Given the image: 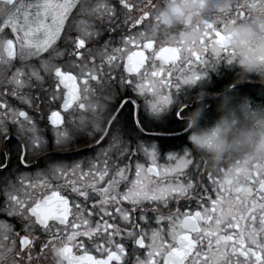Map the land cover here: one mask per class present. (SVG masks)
I'll use <instances>...</instances> for the list:
<instances>
[{"label": "snow or ice", "instance_id": "snow-or-ice-1", "mask_svg": "<svg viewBox=\"0 0 264 264\" xmlns=\"http://www.w3.org/2000/svg\"><path fill=\"white\" fill-rule=\"evenodd\" d=\"M0 7V264H41L47 252L53 264H264V159L209 171L210 192L195 180L207 162L188 147L162 152L173 134L157 130L170 110L184 119L182 85L227 62L220 27L205 21L196 44L157 47L144 31L153 0ZM105 19L110 27H98ZM130 251L142 255L129 261Z\"/></svg>", "mask_w": 264, "mask_h": 264}, {"label": "clouds", "instance_id": "clouds-1", "mask_svg": "<svg viewBox=\"0 0 264 264\" xmlns=\"http://www.w3.org/2000/svg\"><path fill=\"white\" fill-rule=\"evenodd\" d=\"M236 3L244 8L243 17L235 15ZM4 11L0 7V14ZM205 21L220 27L229 53L226 63L238 67L239 79L256 74L264 82V0H158L144 31L147 38L160 42L196 44ZM206 95L203 90L195 94L197 106L184 120L185 129L190 130V144L203 154L208 165L213 170L227 165V174L264 159V105L254 106L247 97L234 100L219 93L218 115L211 124L202 125Z\"/></svg>", "mask_w": 264, "mask_h": 264}, {"label": "flooded vegetation", "instance_id": "flooded-vegetation-1", "mask_svg": "<svg viewBox=\"0 0 264 264\" xmlns=\"http://www.w3.org/2000/svg\"><path fill=\"white\" fill-rule=\"evenodd\" d=\"M115 2V0H113ZM133 3H140L141 0H131ZM143 3H147V0H143ZM153 3L158 4V0H153ZM119 7V6H118ZM126 10L122 9L120 7V10L118 11V16L119 20L117 23H121L124 19V12ZM152 18H149V20L145 21V23H148ZM96 24L98 27H101L102 29L109 28L110 25L108 24L107 19L103 21L101 24L100 21H96ZM126 31L125 27L121 23L120 30L117 31L114 35L115 41L118 43L119 37L121 35V32ZM109 33L103 32L102 35L98 38V43L96 40H94V43H97V46H101L104 42L105 39L108 38ZM214 38V37H213ZM159 42L157 41V47L159 46ZM113 46H116L114 43ZM205 57L207 59H211V57L208 54H205ZM27 63H38L36 60H31L30 62ZM14 64L16 66H21V64L18 61H14ZM25 71H28V68L26 64L24 65ZM198 68H202L203 66H197ZM14 71V68L8 72V75H11V72ZM238 67L234 64L229 65L225 61H221L219 64H217L214 68L211 66L208 67L207 69V75L201 77L195 84L191 86H183L182 85V90L180 93V102L181 103H188L186 106V112L191 111L193 108L197 106V101L194 99L195 94L203 90L207 95L203 98V103L206 104L207 106L204 108V113H203V118L201 119L200 123L203 124H211L213 120L216 118L218 115L216 108L217 104L219 103V93H224L227 95H230L233 97L235 100V91L236 89L240 88L241 86L248 85L250 83L252 84H258L256 81H245V79L241 80L238 77ZM251 76H256V74H249V78ZM247 79V78H246ZM252 80V79H251ZM49 83H51V80H49ZM261 85H264L261 84ZM5 87L2 78H0V91L3 90ZM9 90H11L9 88ZM25 92H31L32 95H35V90L25 88ZM175 89H173V92ZM104 95H107V93L102 94V98ZM9 102L14 104L15 106H24L25 108L27 106L21 105V103L16 100L14 97H8ZM191 101V103H190ZM45 111H47L45 109ZM165 117V123L167 124L168 129L166 130H161L157 129L158 131H168L171 132L173 135L166 136L164 139V148L162 149V152L166 153L167 151H174L179 154L182 153L183 146L190 148V152L192 153V158L195 160H198V157L204 156L199 152L193 145L190 144V141L188 139L189 132L190 130L185 129V120L175 116L174 111L170 110L169 112L164 114ZM47 123L45 120L44 123H42L40 126L44 127V125ZM50 130V126H49ZM14 131V129H13ZM190 146V147H189ZM76 159H79L78 157ZM162 163H164V160H161ZM202 161H206L205 158L202 159ZM207 162V161H206ZM208 166V163L201 162L199 172L195 176V180L199 181L200 184H203L205 187H208L209 191L211 192V185L210 182L207 180V175L205 176V170ZM216 172V170H214ZM207 174V173H206ZM9 179L15 180L14 177H9ZM199 184L197 185V188L199 189ZM5 187V181L3 178H0V206L3 204V200L5 199L4 197V192L3 189ZM17 187H19V184L17 183ZM213 198H214V193H213ZM175 208V204H173V209ZM172 209H162V211L166 214L168 211ZM192 210H195L193 208ZM6 217L4 215H0V219H5ZM10 222L16 223V220H11ZM123 226V225H122ZM155 226V225H153ZM38 234V233H37ZM135 255H142V253L137 252L135 254L129 252V256L127 259L131 261L134 259ZM33 256H35V252H33ZM53 264L52 261V254L50 252L46 253V258L45 260L41 261V264ZM33 264H36L35 261H33Z\"/></svg>", "mask_w": 264, "mask_h": 264}, {"label": "rangeland", "instance_id": "rangeland-1", "mask_svg": "<svg viewBox=\"0 0 264 264\" xmlns=\"http://www.w3.org/2000/svg\"><path fill=\"white\" fill-rule=\"evenodd\" d=\"M248 79H250V81L254 80L258 84L250 83L248 85H244V86H241L240 88L236 89V91H235V98L236 99L235 100H239L242 97H247V98H249V100L251 101V103L254 106L257 104L264 105V85H261L264 82H261L260 78L256 77V76H251L250 78L248 77L247 79H245V81H249ZM184 147L185 146H183V148ZM202 159H204L202 156L198 157L199 161H202ZM160 162L162 163V161H160ZM209 171L213 172L214 175L216 174V172L208 165L206 170H205V176L207 175L206 173H208Z\"/></svg>", "mask_w": 264, "mask_h": 264}]
</instances>
